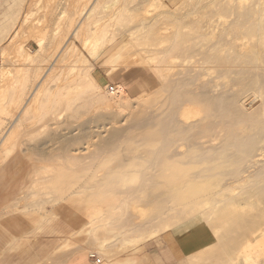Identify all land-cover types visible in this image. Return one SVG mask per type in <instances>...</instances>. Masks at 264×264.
Wrapping results in <instances>:
<instances>
[{"label":"bare ground","instance_id":"6f19581e","mask_svg":"<svg viewBox=\"0 0 264 264\" xmlns=\"http://www.w3.org/2000/svg\"><path fill=\"white\" fill-rule=\"evenodd\" d=\"M112 1L115 0H73L72 3L68 0L70 4L67 5L72 8L69 10L61 8L57 13L54 11L57 6L54 8L49 6L54 12H51L50 8H47L50 10L47 11V9L44 10L45 6L41 4V1L34 4L37 8L29 10L27 8L23 22H35L32 26H30L32 22L29 25L32 29L28 36L34 38L37 49L30 52L24 50L23 40L19 39L20 35L17 37L19 30L14 31L15 34L12 32L13 37H7V42L10 41L11 47L8 50L11 52L9 56L12 58H10L22 64V66L15 67L16 75L13 71L7 70L10 68L9 64L5 66V61L10 60L6 56L7 45L6 48L0 49L2 56L0 63V178L3 175L13 178L14 170H21L23 167L27 169L19 181L21 187L11 199L10 204L0 212V218L21 215L28 219H36L30 232L47 219L54 218L59 211L66 209L64 208L66 205L67 208L73 210L75 209L73 205H75L82 224L74 233L63 238L61 251L68 250L73 240L79 238L82 243L96 244L94 255L101 257L105 264H113L112 262L118 257L119 260L123 258V262L127 264H153V262L146 263L138 256L143 243L179 225L180 220L183 222L201 214L212 232L213 240L210 245L186 258L190 264H258L259 258L264 256V179L259 178L255 181L257 190L251 188L252 191L250 190L248 196L241 194L237 197H232L230 193L232 194V190L237 192L239 188L232 186L233 189L231 184H226L231 180L228 182L226 180V183L222 185L221 182L229 175L235 180L231 183L236 182L238 185L237 182L249 181L251 178L253 180V175L256 173H264L263 165L256 167L257 169H254L256 165H251L255 161L253 159L257 155L260 158L259 153L264 150L261 149L264 143V132L262 134L256 132L255 135L253 131L254 123L256 130L259 129L258 132L260 128L264 130V114L263 116L257 114L253 117L254 128L250 127V129L253 128L251 131L254 135H249L247 139L243 137L244 141L235 142L236 137L230 138L228 132L229 138H225L227 135L218 138L217 135L223 133L220 130L225 127L221 128L223 118L233 119L232 114L241 112L240 107L236 106V104L239 105V100L232 96L234 93L230 94L231 97L226 94V97V91L224 90L223 94L222 89H219L225 98L217 95L219 92L215 95L217 87L214 88L211 82L210 86L200 85L201 88L190 89L194 86L193 82L199 80L200 76H195L196 73L193 74L194 76L189 73V75H182L183 77L180 74L181 78L178 76L174 81H169V77L176 64L183 65V62L188 61L189 56H186L185 52L182 53L183 50L188 53L189 49L187 50L184 45L187 40L192 41L191 43L196 47L202 44L204 46V43L205 45L212 43L211 47L215 43V47L216 44L221 46L222 41L236 34L240 35L239 40L236 38L241 42L238 43V47L234 46V49L228 50L219 47L217 51H212L213 48L211 50L213 53L204 59L214 68L230 64L237 65L240 67L239 70L236 69L238 72H235L239 74L236 75L240 78L237 79L240 80L237 81L238 84L244 82L245 86L250 85L249 88H252L251 85L255 86L262 72L258 75L252 70L251 74L254 75H251L250 70L257 69L256 63L264 66V0H254V2L252 0L242 8H227L229 2L224 6L221 1L217 0L200 20H193V17L189 16L193 22L196 21L195 23L191 20H189L191 24L186 21L183 23L184 21L181 22L179 18L177 22L174 19L175 25L173 24L172 29L164 33V30L161 31L159 24L162 21H160L159 24L153 26L155 33L148 31L145 34L137 33L142 29L139 25L134 29L135 31L138 29L136 32L133 30L130 32L127 30V33L125 30L124 33L119 32V23L123 21L126 13L120 11L119 7L110 8L112 5L108 4ZM134 1L138 0H130L133 3ZM166 1L170 0H146L143 3L146 5V2L147 7L152 8V13H154L153 8L164 11V8H167ZM233 1L240 6L244 4L241 2H246V0ZM67 5L65 4L66 8ZM135 6L137 5H133ZM103 11H107L104 16ZM161 11L159 10V16H155V20L166 14ZM235 11L239 12L237 13L241 18L237 21L238 23L234 20L235 26L232 27L235 29L232 30L228 20L233 12L238 15ZM144 13H146L145 8ZM54 15L56 19H52L54 17L51 16ZM0 16V24H2L5 16ZM49 20L54 24L58 23L54 25ZM153 21L151 20L150 23ZM218 22L220 28L222 27L221 30L217 26ZM48 23L54 28H50ZM114 25L118 26L117 29L113 28ZM170 25L172 26V23ZM49 28L52 29L50 33ZM144 29L142 32H145ZM6 34L5 28L0 30V43L6 38ZM135 35L137 37H134ZM120 61L130 63L131 67H137L139 64L145 65L147 69L144 70V74L149 79L146 78L152 82L151 84H156L152 93L136 98L135 105L132 104L124 85L119 84L113 87L109 93L104 91L92 77L93 65L99 63L106 65L111 68L109 71L112 75L121 67V65L119 67ZM259 69L261 70L260 66ZM260 78L258 81L262 79ZM209 87H211L210 90ZM221 108L225 112L223 116L222 111H220L221 116L218 113ZM86 112L94 115L96 113L104 119L113 116L116 120L119 118V123L123 118H127L123 114H131L130 116L134 115L137 120L145 122V125L143 123L141 126L146 127L141 132L140 128L136 129L137 131H134L135 128L130 129L132 125L129 128L123 127L122 131L126 132L124 133L126 135L123 134V137L120 135L122 138L119 136L120 130H113L114 128L103 127L100 131H93L96 132V136L93 132L88 135L89 133L83 130L84 134L88 133V136L85 135L86 142L84 143L77 142L84 136L64 138L62 136L64 134L61 133L59 136L63 140L60 139L61 137L50 136L51 132L64 133L68 130L63 128V126L67 127L65 124L69 120L66 119H73ZM113 118L112 123L118 124ZM64 119L66 123L61 125L63 121L65 122ZM223 123L222 126L227 125ZM136 125L134 127H137ZM224 129L222 131H226L228 127ZM131 130L133 133H141L139 135L143 137L145 136L143 133H149V137H144L145 139L140 137V139L138 135L141 141L137 138L139 142L135 141L138 143L129 145L132 139L127 135L131 136ZM233 131L236 130L233 129ZM25 132L42 134L52 140L49 139V142L38 145V143L31 142L29 135L24 138L23 133ZM70 134L73 133L70 132ZM56 135L58 136V133ZM20 136H23L24 140ZM125 136L127 137L124 138ZM67 140L68 143L69 140L75 141V144L68 147L69 149L65 148L68 145ZM216 140L223 144L226 142L227 146L218 148V144L214 147L212 143ZM46 141H48L47 138ZM22 147L25 149H21ZM111 147L114 148L113 152H116L111 153ZM102 148H108L109 151L101 153ZM131 152H141L142 155L139 154L140 158L133 156L130 158L128 154L127 161H122V158L118 161L119 156ZM211 153L216 154L217 158H210ZM115 160L120 162L119 170H117L118 167L108 169ZM263 160H261L262 163H264ZM244 162L250 163L249 166L251 165L252 169L248 168L253 171L247 172L248 169L239 171L241 166L239 170L232 169L233 172L230 170L229 174L223 171L224 168L227 170V167H235ZM244 173L247 176H244ZM218 176L222 178L219 179ZM25 183L27 185L24 187ZM161 187L167 191L165 194L160 189L167 198L165 200L168 205L160 212L157 211L158 213L155 212L156 210L153 211L156 213L153 217L150 213L146 215L145 218L152 217V222L147 224L148 227L146 223V226L140 224L141 222L135 225L130 223L131 219L128 218L132 217L129 211L135 210L139 202L146 201L144 199L148 198V194L152 192L148 193L150 190L155 191ZM166 188H173L174 191L169 189L171 193H168ZM249 195L256 196V199ZM168 198L169 201H167ZM173 203L178 204L176 209L175 205L171 206ZM63 204L66 205L62 207ZM135 215L140 218L143 213L138 212ZM175 218H181L180 223H174ZM111 240L119 241V246L111 245ZM79 251L80 249L76 253ZM165 254L166 258L171 260L166 252Z\"/></svg>","mask_w":264,"mask_h":264},{"label":"rangeland","instance_id":"374dc122","mask_svg":"<svg viewBox=\"0 0 264 264\" xmlns=\"http://www.w3.org/2000/svg\"><path fill=\"white\" fill-rule=\"evenodd\" d=\"M38 1H41V4H43V6H45V7H43L44 8V10L45 9H47V8H50V7H52V8H54V7H56L57 6V8H54V11H55V13H57L61 8H64V9H67V10H69V8H72L71 6H69V5H67V4H70V3H72V1L73 0H69V2H68V0H0V15H4L5 17H4V20H3V22H2V24H0V30H2V29H6L7 30V34H6V38L0 43V49L3 47V48H6V56H8L9 57V59L11 60H8V57H7V60L8 61H5L4 63H5V66H6V64H9L10 65V68H7V70H9V71H15V67L16 66H22V64L21 63H19V62H16V60L15 59H11L12 58V56H9L10 55V51H8L9 50V48H11L10 47V44H9V42H7V37L9 38L13 33L15 34V32H16V30L18 31L19 30V33L17 32V37L20 35L21 36V38H20V36H19V39L22 41V42H24L23 43V45H24V50H27V52H30V51H33L34 49H37V46H35L36 45V43H35V40H34V38L33 37H30V36H28V33H29V35H30V30L32 29V28H30V26H32L35 22H33V21H30V22H23V17L25 16V14H26V12L29 10V9H33V8H37V7H35L36 5H34V4H36ZM54 1V2H53ZM62 1V2H61ZM65 1V2H64ZM67 1V2H66ZM108 1V0H107ZM138 1H140V2H138ZM138 1H134V3L133 2H130V0L128 1V0H115L114 2L112 1V2H109V4L108 5H112L110 8H117V7H119V10L120 11H122V12H124V14H125V17L123 18V21H121V23H119L120 25H119V27L118 26H116V25H114V27L113 28H116L117 29V27L119 28V32H123L124 33V30H125V33H127V30H128V32H130V30L132 31L133 30V32L135 31L134 29H136V27L139 25V26H142V29H141V31L140 32H137V33H139V34H142V33H147L148 31H149V33L151 32H154L155 30H154V28H153V26H156L157 24H159V22L160 21H162L161 22V24H159V25H161V31H163L164 30V33H167L170 29H172V27H173V24L175 25V23H173L175 20L178 22V18H179V20H181V22H183V23H185V21H186V23H189V24H191V22L192 23H195L196 21H197V19H199L200 20V18H202L204 15V13H206V12H208V11H210V9H211V7L213 6V4L214 3H216V1L217 0H170V1H166V6H167V8H164V11H161L162 9H158V8H153V9H155L154 10V13H152V11L153 10H151L152 8H150V7H147V3L145 2V4L146 5H144V1H146V0H138ZM189 1V2H188ZM219 1H221V4L222 5H227V3H228V5L226 6L227 8H242L243 6H247L248 4H249V2H251L252 0H250V1H247L246 0V2H248V3H246V2H241V4L242 3H244L243 5H238L237 4V2H235V1H228V0H219ZM223 1V2H222ZM256 1V0H255ZM54 4H53V3ZM253 2H254V0H253ZM131 3V4H130ZM226 3V4H225ZM49 4V5H48ZM57 4V5H56ZM65 4L68 6L67 8H66V6H65ZM117 4V5H116ZM137 5V6H135V7H133V5ZM141 4V5H140ZM233 4V5H232ZM52 5V6H51ZM64 5V6H63ZM116 5V6H115ZM131 5H132V7H131ZM184 5V6H183ZM237 5V6H236ZM50 6V7H49ZM59 6V7H58ZM147 7V10H146V7ZM236 6V7H235ZM9 7V8H8ZM24 7V8H23ZM27 8H28V10H27ZM42 8V7H41ZM137 8V9H136ZM141 8V9H140ZM144 8H145V12L146 13H144ZM150 8V9H149ZM177 8V9H176ZM22 9V10H21ZM56 9V10H55ZM127 9H129V10H127ZM136 9V10H135ZM167 9V10H166ZM25 10H26V12H25ZM49 9H47V11H48ZM50 10H51V8H50ZM49 10V11H50ZM133 10H135V11H133ZM151 10V11H150ZM159 10L161 11V12H165L166 14H164L163 16H160V18H157V19H159V20H155V18L157 17V16H159ZM178 10V11H177ZM43 11V10H42ZM53 10H51V12H54ZM128 11H131V12H128ZM105 12L107 13V11H103V16L105 15ZM135 12V13H134ZM236 13L238 12V11H235ZM24 13V14H23ZM156 13H158V15H156ZM169 13V14H168ZM170 13H172V15L170 16ZM177 13V14H176ZM187 13V14H186ZM190 15H189V14ZM239 13V12H238ZM237 13V14H238ZM129 14H131V15H129ZM155 14V15H154ZM168 14V15H167ZM175 14H176V16H175ZM234 14V12L232 13V15L229 17V20H228V23L230 22V27H232V26H235V23H238L237 21L241 18V17H239L240 16V14H238V15H233ZM22 15V16H21ZM21 16V17H20ZM129 16V17H128ZM134 16V17H133ZM154 16V17H153ZM156 16V17H155ZM173 16V17H172ZM182 16V17H181ZM189 16H191V17H193V20H196V21H194L193 22V20L189 17ZM1 17V16H0ZM51 17H54V18H52V19H56L55 18V15L54 16H51ZM131 17V18H130ZM163 17V18H162ZM165 17V18H164ZM184 17V18H183ZM188 17V18H187ZM198 17V18H197ZM239 17V18H238ZM20 18V19H19ZM150 18V19H149ZM154 18V19H153ZM163 19H165V20H163ZM175 19V20H174ZM187 19V20H186ZM17 22H16V21ZM20 20V21H19ZM153 21V20H155V22L153 21V22H151L150 23V21ZM168 20V21H167ZM174 20V21H173ZM189 20H191V22L189 21ZM198 20V21H199ZM236 22H235V21ZM10 21V22H9ZM14 21V22H13ZM165 21V22H164ZM171 21V22H170ZM31 22H32V24H31ZM49 22L52 24H54V22L52 21L51 22V20H49ZM55 22H56V20H55ZM235 22V23H234ZM19 23V24H18ZM22 23V24H21ZM25 23V24H24ZM50 23H48L47 25H49L50 26V28H54L53 26L51 27V24ZM57 23L58 22H56L54 25H57ZM152 23H154V24H152ZM156 23V24H155ZM167 23H172V26L170 25V24H167ZM219 23V22H218ZM234 23V24H233ZM31 24V25H30ZM150 24V25H149ZM16 27V29H15V27ZM30 25V26H29ZM144 25V26H143ZM165 25V26H164ZM18 26H19V29H18ZM125 26V27H124ZM131 26V27H130ZM152 26V27H151ZM168 26V27H167ZM217 26H219V28H220V23H219V25H217ZM22 27V28H21ZM25 27V28H24ZM27 27V28H26ZM48 27V26H47ZM144 27H145V29H144ZM21 28V29H20ZM49 28V30H48V32L50 33L51 32V30L52 29H50ZM121 28V29H120ZM218 28V29H219ZM13 29H15V30H13ZM143 29H144V31L145 32H142L143 31ZM149 29V30H148ZM222 29V27L219 29V30H221ZM233 29H235V27L233 28L232 27V30ZM138 30V29H137ZM136 30V31H137ZM15 31V32H14ZM135 31V32H136ZM6 32V31H5ZM13 32V33H12ZM155 33V32H154ZM14 34H13V36H14ZM13 36H11V37H13ZM137 36H138V34H137ZM136 35L134 36V37H137ZM29 38V39H28ZM239 38L240 39V35L238 36V35H236V34H233V35H231L230 37H228V38H226V40H224V41H222L221 42V46H219V45H217L216 44V46L214 47V45H215V43H213L214 45H213V47H211L210 45L212 44V43H207L208 45H205V43H204V46H203V44L202 45H197L198 47H196L195 45H193L191 42H190V40H187V42L184 44L185 45V47L187 48V50H188V53H187V51L185 50H183V52L182 53H184L185 52V55L186 56H189V58H188V61H185V62H183L184 64L182 65L181 63V65L179 64V65H175V67H173L172 68V75L169 77V81H171V80H177V77L179 76V78H181V77H183L184 75H189V73H192L191 75H195V73H196V75L195 76H200L199 77V80H197V82L195 81V82H193V85L194 86H191V88L190 89H195L194 87H200V85L201 86H204V87H207V84L210 86V84H212L213 85V87L215 88V87H217V89H215V95L217 94V92H219L217 95H221V92L224 94L225 93V91H226V93H225V95L227 94V95H229L228 97H231V95H232V93H234L232 96L234 97L235 96V98H237V100H239V105L238 104H236V106H238V107H240V109H241V112L239 111L237 114H238V116L236 117V115L237 114H232L233 115V119L231 118V117H224L223 119H224V121H226V122H224L223 120L221 121V128L222 127H224V128H227L228 127V129L230 128V126L234 123L236 126H234V124H233V126H231L232 128H230L229 130H230V132H229V130L228 129H226V131H224L225 129L224 128H222V129H224L223 131H222V129L220 130V132L222 133V134H220L219 133V135H217V137L219 138V136H226L225 138H227L228 137V133L230 134V135H234V136H230L229 135V137L230 138H235L236 137V139L237 138H239V140L237 141L236 139H234L235 140V142H237V143H239L241 140H243L244 141V139H242L243 137H245L246 139L248 138V136L249 135H254L253 133L255 132V135H256V132L257 133H259V134H262V132H264V130H262V128H260V132H258L259 131V129L258 130H256L257 128H256V125H255V123H254V119H253V117H255L257 114H259V115H261V116H263L262 114H264V104H262L263 103V101H264V79H263V77H264V71H263V69H264V66H262L261 65V63H260V65L258 64V63H256V67H257V69H258V71H257V69H251L250 71H252V70H254V73H256V74H261V72H262V74L261 75H259V78H260V76H261V80H259L258 81V79H257V83H256V85L255 86H253V85H251V87L252 88H249V86H245L243 83V85L241 84V83H239L238 84V82L240 81V80H237L239 77L238 76H236V75H239V74H237V73H235V72H238L237 70H239V68L240 67H237V65H235V64H230L229 66H223V67H218V68H214V67H212L210 64H208L207 62H206V60L204 59L205 57H207V55H209L210 53H213L212 51H217V49H219V47H221V48H224V49H226V50H228V49H234L235 47L234 46H236V47H238L239 46V44L241 43V42H239L237 39ZM31 39V40H30ZM33 39V40H32ZM124 39H126V37H124ZM230 40V41H229ZM235 40V41H234ZM4 41H6V42H4ZM233 43H232V42ZM4 42V43H3ZM2 43H3V45H2ZM6 43V44H5ZM189 43V44H188ZM239 43V44H238ZM5 44V45H4ZM235 44V45H234ZM7 45V46H6ZM192 45V46H191ZM222 45H223V47H222ZM228 45V46H227ZM6 46V47H5ZM9 46V47H8ZM190 46H191V48H193L194 46H195V48H193V49H191L190 48ZM207 46V47H206ZM28 47H31L32 49H30V48H28ZM27 48V49H26ZM197 48V49H196ZM214 48V50H212ZM197 51H196V50ZM212 50V51H211ZM200 51V52H199ZM8 52H9V54H8ZM187 53V54H186ZM193 55H192V54ZM198 53V54H197ZM191 54V55H190ZM193 56V57H192ZM2 56H1V53H0V63H1V60H2V58H1ZM4 57V56H3ZM11 57V58H10ZM191 57V58H190ZM203 58V59H202ZM90 59V58H89ZM205 61V62H202V61ZM8 62V63H7ZM11 62V63H10ZM16 63V64H15ZM19 63V64H18ZM120 64H119V67H120V65H121V67L120 68H118V70L116 71V73H114V74H112V75H110V69L111 68H109V67H107L106 65L104 66V64H102V63H99V64H95V66L93 65V71H92V77L95 79V81L101 86V88L104 90V91H107V92H111L110 91V89H109V87L110 86H112V87H115V86H117V85H124V88L126 89L125 91H126V93H128V95L130 96V98H131V102H132V104H134L135 105V100H136V98H139V97H141L142 95H145L146 93H152V91L154 90V88L156 87V84L154 83V84H151L152 82L150 81V80H148L149 79V77L148 76H146L145 74H144V70L145 69H147L146 68V66L145 65H136L137 67H135V66H132L131 67V64L129 65V64H127V63H125V62H119ZM122 63H123V65H122ZM125 63V64H124ZM203 63V64H202ZM207 63V64H206ZM14 64V65H13ZM257 64L260 66V68H261V70L259 69V66H257ZM9 65H7V66H9ZM102 65V66H101ZM129 65V66H128ZM170 65V64H169ZM6 66V67H7ZM13 66V67H12ZM104 66V67H103ZM128 66V67H127ZM142 66V67H141ZM164 66H168V64H164ZM201 67V68H200ZM203 68V69H202ZM211 68V70H209ZM11 69V70H10ZM127 69H128V71H127ZM134 69V70H133ZM205 69H208L207 71H205ZM237 69V70H236ZM133 70V72H131ZM202 70V71H201ZM234 70V71H233ZM260 70V71H259ZM196 71V72H195ZM232 71V72H231ZM184 72H186V73H184ZM188 72V73H187ZM258 72V73H257ZM179 73V74H178ZM183 73V74H182ZM205 73V74H204ZM231 73V74H230ZM233 73H235V74H233ZM251 73H253V71L252 72H250V74ZM14 74L16 75V73L14 72ZM180 74H181V77H180ZM199 74V75H198ZM183 75V76H182ZM190 75V76H191ZM193 75V76H194ZM202 75V76H201ZM251 75H254V74H251ZM263 76V77H262ZM146 77H148V79L146 78ZM237 77V78H236ZM27 78V77H26ZM147 79V80H146ZM240 79V78H239ZM235 80V81H234ZM238 81V82H237ZM247 81H250V79L248 80L247 79ZM101 82V83H100ZM151 82V83H150ZM211 82V83H210ZM149 83V84H148ZM195 83V84H194ZM210 83V84H209ZM233 83V84H232ZM235 83V84H234ZM197 84V85H196ZM216 84H218V86L216 85ZM212 85H211V87H212ZM235 85V86H234ZM228 86H230V87H228ZM245 86V87H244ZM211 87H209V90H210V88ZM257 87V88H256ZM201 88V87H200ZM208 89V88H207ZM213 89V88H212ZM219 89H222L221 90V92L219 91ZM228 89H230V90H228ZM225 90V91H224ZM228 90V91H227ZM224 91V92H223ZM138 92H139V94H138ZM230 92V93H229ZM231 94V95H230ZM164 95H166V93L164 94ZM225 95L224 96H222V97H224L225 98ZM227 95H226V97H227ZM221 96H219V97H221ZM133 100V101H132ZM235 106V107H236ZM231 107V106H230ZM235 107H233V109L235 108ZM237 108V107H236ZM222 109V108H221ZM219 110V115H220V111H222V113H221V115L222 114H224L225 112H224V110L222 109V110ZM262 109V110H261ZM232 110V109H231ZM245 110V111H244ZM224 112V113H223ZM245 112V113H244ZM252 112V113H251ZM96 115V116H95ZM95 115L93 114V113H90V112H86V113H84L83 115H78V116H76L75 118H73V119H66L67 121H68V123H66V120H65V122L63 121L62 122V124L61 125H64L65 123V125L68 127H65V126H63V128H66V129H68V130H65V132L63 133V132H54V133H58V136H59V134H64V135H62L64 138H67V137H70V136H75V137H77V136H81V137H83V138H81L80 139V141L78 140L77 142H86V140L84 139L86 136L85 135H87L88 133V135H90V133L91 132H93V131H100V130H102V128L103 127H105V128H114L113 130H120L119 131V136L121 135L122 137H123V134L124 133H126V132H124V131H122V129H123V127L124 128H129V126L130 125H132L133 127H131L130 126V129H134V131H137L136 129H138L139 130V128H140V132H141V130H143V128L144 127H146V126H141L143 123V125H145V122H141L142 120H137L135 117H134V115L133 116H130L131 114H127V113H125V114H123V116L124 117H127V118H123V120L119 123V118H117V120L115 119V118H113V116L112 117H105V116H103V117H105V119L104 118H102V117H99L98 116V114H96L95 113ZM126 115H128V116H126ZM220 115V116H221ZM102 116V115H101ZM223 116V115H222ZM78 117V118H77ZM99 118V120H98V118ZM168 118H169V116H167ZM236 117V118H235ZM96 118V119H95ZM100 118H101V120H100ZM112 118H113V120L115 119V121H117L118 122V124H114V123H112ZM136 119V120H134V119ZM168 118H166V119H168ZM228 118V119H227ZM240 118V119H239ZM250 118H252V119H250ZM236 119V120H235ZM263 119H264V117H263ZM131 120H132V122H131ZM136 122V123H134V122ZM238 121V122H237ZM226 123L227 125H223L222 126V123ZM252 122V123H251ZM61 123V122H60ZM72 123V124H71ZM153 123V122H152ZM223 123V124H224ZM253 123H254V126H255V128H254V126H253ZM114 124V125H113ZM137 126V127H134L135 125ZM82 125V126H81ZM146 125H148V124H146ZM238 125H239V127H238ZM81 126V127H80ZM100 127V128H99ZM142 127V128H141ZM237 127H238V129H237ZM242 127V128H241ZM250 127H253L254 128V130H253V128L252 129H250ZM70 128H72V129H70ZM244 128V129H243ZM70 129V130H69ZM233 129L234 130H236V131H238L239 129V131L238 132H236V131H233ZM241 129H243V130H241ZM249 129V130H248ZM73 132H72V131ZM80 130H82V131H80ZM86 131V132H88V133H86L85 132V134H84V131ZM248 130V131H247ZM251 130H253V131H251ZM262 130V131H261ZM71 133H73V134H70V132ZM132 131V134H131V136L128 134L127 136H129L132 140H131V142H129V145L132 143H135L136 141L135 140H137V138H138V135L139 134H141V133H133V130H131ZM241 131V132H240ZM245 131V132H244ZM82 132V133H81ZM228 132V133H227ZM234 132V133H233ZM26 133V134H25ZM25 133H23L24 135H25V137L24 138H27L26 137V135L29 137V139L30 140H32L31 142L32 143H38V145L41 143H46V142H49L50 140H52V139H50L48 136H46L45 137V135H42V134H38V133H31V134H29V132L27 133V132H25ZM54 133H50V136H52V137H57V138H60L61 136H57L56 134V136L55 135H53ZM69 133V134H68ZM77 133V134H76ZM94 133V132H93ZM142 133H143V131H142ZM233 133V134H232ZM239 133V134H238ZM96 134V132L94 133V135ZM136 134H137V137H136ZM145 136V138H148L149 136H148V134L149 133H143ZM225 134V135H224ZM236 134H237V136H236ZM23 135V136H24ZM68 135V136H67ZM87 135V136H88ZM93 135V136H94ZM124 135H126V134H124ZM133 135V136H132ZM23 136L21 137L20 136V138L22 139V140H24V138H23ZM66 136V137H65ZM96 136V135H95ZM102 136V135H101ZM103 136H105V134L103 133ZM120 136V137H121ZM127 136H125L124 138H126ZM148 136V137H147ZM44 137V138H43ZM97 137H99L98 136V134H97ZM106 137V136H105ZM104 137V138H105ZM121 137V138H122ZM140 137H142L143 139H145L143 136H141V135H139V138ZM228 137V138H229ZM46 138H47V140L48 141H46ZM133 138H134V141H133ZM138 138V139H139ZM21 139H20V141H21ZM50 139V140H49ZM54 139V138H53ZM61 140H63V138L61 137L60 138ZM141 139V138H140ZM139 139V140H140ZM232 139V140H233ZM245 139V140H246ZM65 140V139H64ZM82 140H84V141H82ZM139 140H137L138 142H139ZM57 141H59V139L57 140ZM56 141V142H57ZM74 140H69V143H68V140H67V146H65V148H67V149H69L68 147H71V145H73V144H75V141L73 142ZM141 141V140H140ZM71 142H73V143H71ZM97 142V141H96ZM138 142H136V143H138ZM234 142V141H233ZM135 143V144H136ZM217 143V144H216ZM221 143V144H220ZM219 143V141H217L216 140V142L214 141L212 144H213V146L214 147H217L218 146V144H219V147L218 148H223V147H226L227 145H225V144H227L226 142L223 144V142H220ZM215 144V145H214ZM224 146H223V145ZM222 145V146H221ZM262 146L264 147V143L262 144ZM262 146H261V149H264V148H262ZM21 149H25L24 147H22ZM103 149V148H102ZM111 149H112V151H110L111 153H114V152H116V151H114L113 152V147H111ZM104 151H109V149L108 148H104L102 151H100L101 153H104ZM264 151V150H263ZM262 151V152H263ZM262 152H260L259 154L261 155H259L260 156V158L258 157V155L253 159V160H255L254 162H253V164L251 163V165L252 166H255V168L254 169H257V168H259V166H261L262 167V165H263V167H264V163H262V161L261 160H263V157H264V152L262 153ZM119 153V152H118ZM60 154V153H59ZM128 154H129V157L131 156H133L134 158H137V157H141V156H139V154H141L142 155V153L141 152H131V153H124L123 154V156H119V158H118V161H121L122 159V161H124V160H128ZM132 154V155H131ZM21 155L22 156H24V157H26V155H23L22 153H21ZM213 154L211 153V156H209L210 158H215L216 157V154H214L213 156H212ZM34 157V156H33ZM124 157H125V159H124ZM130 157V158H131ZM120 158H122V159H120ZM217 158V157H216ZM120 159V160H119ZM260 159V160H259ZM252 160V161H253ZM258 160V161H257ZM260 161V162H259ZM264 161V160H263ZM258 162V164H254V163H257ZM245 163L246 162H244V163H242V164H244L245 165ZM262 163V164H261ZM118 164V165H117ZM120 162H117V160H115L114 161V163L112 162V164H110L109 165V167L111 166L112 168H109L108 167V169H113V168H117V170H119V167H120ZM242 164L241 165H238V166H235V167H227V170L229 169V171H227L226 170V168H224L223 169V171H226V174H229V173H231V172H233V170H236V169H240L241 167V169L239 170V171H241V170H245L246 169V171H247V169H248V171L247 172H250V171H253V170H251L252 168H251V165L249 166V164L250 163H246V167L243 165L242 166ZM116 165V166H115ZM241 166V167H240ZM236 167H238V168H236ZM248 167H250L251 169L249 170V168ZM257 167V168H256ZM244 168V169H243ZM233 169V170H232ZM25 170H27L25 167H23L21 170H14L13 171V174H14V177L13 178H9L8 179V182H7V184H8V186H6V183H4L3 184V182L2 183H0V212H2V210H3V208L4 207H6L8 204H10V202L12 201V200H10V202L9 203H7V205L6 206H4V199H5V197H6V195L8 194V192H11V193H13L14 192V190H15V188L17 187V185H18V183H19V181L21 180V177H22V175L25 173ZM230 170H231V172H230ZM245 171V172H246ZM246 172V173H247ZM225 173V172H224ZM99 174H100V172H99ZM225 174V175H226ZM245 174V173H244ZM244 174H242V175H244ZM248 174V173H247ZM247 174H245L244 176H247ZM264 175V173H261V172H259V173H256V174H254L253 175V180H252V178L249 180V181H245V182H241V183H239V182H237L238 183V185H240V187L236 184V182L235 183H231L232 182V180L233 181H235L234 180V178L232 177V176H229L228 175V177L226 178H223V181L222 182H224V183H222L221 182V185L222 184H225L226 182V180H227V182L229 181V180H231V181H229L228 183H226V184H231V187L233 186L234 188H236L237 189V187L239 188V190L237 189V192L235 191V190H232V194L230 193V195L232 196V197H234V196H239V195H247L248 196V193L250 192V190H251V188H253V190H257L258 189V187H256L257 186V184H255V181L256 180H259V178H261V179H264V176H262V175ZM242 175L240 176V177H242ZM243 176V177H244ZM218 178L219 179H221L222 178V176H218ZM228 178H230V179H228ZM255 178V179H254ZM260 179V180H261ZM253 184H252V183ZM27 184L25 183L24 184V187L26 186ZM242 186V187H241ZM249 186V187H248ZM23 187V188H24ZM232 187V188H233ZM245 187V188H244ZM255 187V188H254ZM7 188V189H6ZM151 188V187H150ZM171 188V187H170ZM170 188H166L167 190H168V193H171V192H169V189ZM233 188V189H234ZM160 189H162V190H159ZM158 189H156L155 191H153V190H150L148 193H150L151 191L153 192H151L150 194H148V198L146 197L144 200H148L147 201V203H146V201H141V202H139L136 206V208H135V210H133V211H129V212H131V217L132 218H130L129 216V218L128 219H131V222H130V220H129V222L130 223H132L133 225H135V224H138V223H140V224H144V226H146L147 224H149V223H151L152 222V217L154 216V214L156 215V213H153V211H155V212H160L161 210H162V208L163 207H165L166 205H168L167 204V202H166V200L165 199H167V198H165L164 197V194H162V192L163 193H165L166 194V192L167 191H165L164 189L165 188H163V187H161V188H158ZM173 189V188H172ZM172 189H170V191H174V189L172 190ZM240 189H241V191H240ZM243 189V190H242ZM157 191V192H156ZM162 191V192H161ZM165 191V192H164ZM252 191V190H251ZM157 193V194H156ZM223 193H225V194H228L227 192H223ZM244 193V194H243ZM152 194V195H151ZM161 194H162V196H161ZM234 194V195H233ZM151 195V196H150ZM153 195H155V196H153ZM229 195V194H228ZM160 196H161V198H160ZM249 196H251L252 198H254V199H256L255 197H253L252 195H249ZM151 199H150V198ZM153 197V198H152ZM157 197V198H156ZM166 197H169L170 198V196H167L166 195ZM251 197H250V199H251ZM160 198V199H159ZM169 198H168V200L167 201H169ZM226 198H228V197H226ZM156 199L158 200L159 199V201H156ZM162 199V200H161ZM171 199H173V197H171ZM170 199V200H171ZM221 199H223L222 197H221ZM231 199V198H230ZM253 200V199H252ZM162 202V205H161V202ZM143 202H145V203H143ZM155 202V203H154ZM154 203V204H153ZM156 203H158V204H156ZM169 203V202H168ZM17 205V203H14V205ZM143 204V205H142ZM149 204H151V205H149ZM13 205V204H12ZM19 205V204H18ZM66 204H63V205H61L62 207H64ZM139 205V206H138ZM148 205V206H147ZM173 205H175L174 206V208L176 209V205H178V204H172L171 206L173 207ZM67 206V205H66ZM65 206V207H66ZM147 206V207H146ZM153 206V207H152ZM64 207V208H65ZM146 207V208H145ZM150 207V208H149ZM178 208H181V206H177ZM145 209V210H144ZM153 209V210H152ZM49 210V209H48ZM74 212V211H73ZM72 212V213H73ZM138 212H142L143 213V215L139 218V217H137V215H135V214H137ZM157 212V213H158ZM62 213V212H61ZM149 213H150V215L152 216H150L151 218H145L146 217V215L148 214L149 215ZM173 213V212H172ZM61 215V214H60ZM134 217H133V216ZM19 215H17V217H18ZM136 216V217H135ZM198 216H202L201 214L200 215H198ZM66 217L68 218V222H66V224H65V226L67 225V224H70V226H64L63 227V229H66V230H73V229H75L76 228V226L80 223V220H79V218H77V217H75L74 215H73V217H75V219L74 220H72V218L70 217V215H66ZM6 217H2V218H0V241H5V243H7V242H9L10 240L8 239V238H11V236L10 235H8V234H18L19 233V230H20V227L18 226V224H17V220H19V219H12V220H10V221H7V220H9V219H5ZM145 218V219H144ZM203 220L205 219L204 218V216H202L201 217ZM143 219V220H142ZM181 218H175L174 220H175V222L174 223H182V221L180 220ZM6 220V221H5ZM132 220H140V221H132ZM179 220H180V222H179ZM145 223H146V225H145ZM146 227H148V225L146 226ZM36 237H38V234L37 233H35V234H32V235H30V236H27V237H25L26 239L24 240V243L22 244L23 246H20V248L18 249V250H15V251H12V252H9V253H6L5 254V256H4V258L3 257H1V259L4 261L3 262V264H32V262H33V260L36 258V257H38V259H40V258H44V257H46L49 253H51V250L54 248V246L56 245V244H58V242H59V244H60V246H61V244L63 243V238H65L66 236L64 235V233L62 232V236L60 235V236H58V237H55V238H53V237H47V235H44V236H42L43 237V239H42V237L39 239L38 238V241L37 240H35L34 238H36ZM153 239V238H152ZM154 239H155V241H154ZM153 240H148L147 242H145V244L143 243V246H142V249L140 248V252H139V254H138V256L140 257V258H142L146 263L147 262H153V264H190L188 261H187V259L185 258V259H183V260H181V261H174V260H169V259H167L166 258V254H165V250L163 249V246H162V244H160L161 242H160V239H159V236H157V237H155ZM75 243L73 244V246H72V248L70 249V250H64V251H62V253H63V255H60V256H58V257H56V259H50V260H47L46 262H45V264H70V262H69V259L67 258V257H69V256H71V255H73L74 253H76V251L77 250H79L80 249V251H84L87 255H90V254H95L96 253V251H94V247H96V244H94L93 242H88L87 244H85V243H82V240H80L79 238L78 239H75V240H73ZM150 241V242H149ZM152 241V242H151ZM112 242V243H111ZM149 242V243H148ZM115 243V244H114ZM110 244L111 245H113V246H115V247H118L119 246V241H110ZM161 245V246H160ZM92 248V249H91ZM0 249H2V247H0ZM96 257L94 258V259H92V258H90V256L88 257L87 256V261H86V264H105L104 262L105 261H103V259L101 258V257H99L97 254L95 255ZM118 260H119V257L117 258ZM97 260H98V262H97ZM113 263V262H112ZM258 264H264V256H261L260 258H259V260H258V262H257Z\"/></svg>","mask_w":264,"mask_h":264},{"label":"crops","instance_id":"0c3cea01","mask_svg":"<svg viewBox=\"0 0 264 264\" xmlns=\"http://www.w3.org/2000/svg\"><path fill=\"white\" fill-rule=\"evenodd\" d=\"M7 175L1 176L0 183L3 182L6 183V186H8L7 182L10 178ZM21 186L17 185L14 192H8L4 199V206L7 205V203L10 202V200L15 196V194L18 192L19 188ZM7 189V188H6ZM76 209H69L65 207L66 209H63L58 212V214L54 218L47 219L40 225H38L33 230H30V228L34 224V220L36 219H28L27 217H23L21 215L17 216H8L5 219H9L7 221H10L12 219H19L17 220V224L20 227L18 234H8L11 236V238H8L10 241L5 243V241H0V264H3V260L1 257L4 258L6 253L18 250L20 246H23L24 240L26 239V236H30L32 234L37 233L38 237L34 238L38 241V238L40 239L42 236L47 235V237H58L62 236V232L67 237L68 235L74 233L82 224V220L79 217V214L77 212V206L73 205ZM74 211V212H73ZM62 212V213H61ZM73 212V213H72ZM78 215H77V214ZM61 214V215H60ZM66 215H70L72 220L75 219V217L79 218L80 223L76 226L73 230H66L63 229L66 222H68V218ZM73 215L75 217H73ZM38 220V219H37ZM40 220V219H39ZM6 221V220H5ZM1 222V221H0ZM42 222V221H41ZM66 226H70V224H67ZM65 226V227H66ZM28 232L30 233L28 235ZM65 237V238H66ZM43 239V237H42ZM160 242L163 246V249L166 251V253L171 257L174 261H181L188 256H191L195 254L196 252L204 249L213 240L212 232L208 228V226L205 224V221L200 217L196 216L193 218H190L188 220L183 221L177 226H174L165 232L161 233L159 236ZM75 242L71 243V246L68 250H70ZM62 245V244H61ZM63 255L62 251L60 250V244H56L54 248L51 250V253H49L46 257L38 259L36 257L32 264H45L47 260L50 259H56V257ZM87 255L84 251H79L77 253H74L73 255L67 257L69 259L70 264H86L87 261ZM113 264H127L126 262H123V258L118 260L116 259L113 261Z\"/></svg>","mask_w":264,"mask_h":264},{"label":"built area","instance_id":"2783aa9c","mask_svg":"<svg viewBox=\"0 0 264 264\" xmlns=\"http://www.w3.org/2000/svg\"><path fill=\"white\" fill-rule=\"evenodd\" d=\"M109 89H110V90H112V89H113V87H112V86H110V87H109ZM95 257H96V256H95L94 254H91V255H90V258H92V259H94ZM97 262H98V260H97Z\"/></svg>","mask_w":264,"mask_h":264}]
</instances>
